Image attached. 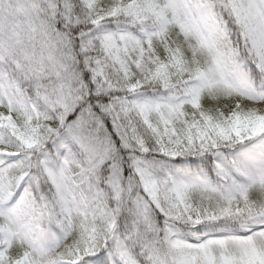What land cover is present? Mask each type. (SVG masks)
I'll return each mask as SVG.
<instances>
[{
    "label": "snow or ice",
    "instance_id": "snow-or-ice-1",
    "mask_svg": "<svg viewBox=\"0 0 264 264\" xmlns=\"http://www.w3.org/2000/svg\"><path fill=\"white\" fill-rule=\"evenodd\" d=\"M0 264H264V0H0Z\"/></svg>",
    "mask_w": 264,
    "mask_h": 264
}]
</instances>
